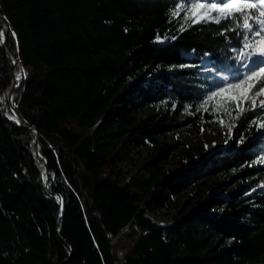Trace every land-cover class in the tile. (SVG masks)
Listing matches in <instances>:
<instances>
[{
    "label": "trees",
    "instance_id": "trees-1",
    "mask_svg": "<svg viewBox=\"0 0 264 264\" xmlns=\"http://www.w3.org/2000/svg\"><path fill=\"white\" fill-rule=\"evenodd\" d=\"M177 3L0 0V32L7 24L0 43V264H264V167L230 174L252 144L192 169H165L170 160L203 157L158 137L172 132L174 116H137L163 101L177 110L190 104L194 114L179 124L198 133L206 115L196 107L221 83L209 69L228 73L235 64L231 48L239 38L228 33L226 40L215 24L179 31L181 21L169 17ZM157 34L169 39L158 42ZM10 54L22 66L14 77L24 70L13 88L17 118L35 126L38 146L33 130L4 107ZM147 142L154 147L141 168L148 177L137 181L120 163L134 165L130 149ZM221 176L233 186L226 189ZM153 187L162 191L151 194ZM181 193L182 200L168 198ZM156 206L175 215L161 223L147 213Z\"/></svg>",
    "mask_w": 264,
    "mask_h": 264
},
{
    "label": "snow or ice",
    "instance_id": "snow-or-ice-1",
    "mask_svg": "<svg viewBox=\"0 0 264 264\" xmlns=\"http://www.w3.org/2000/svg\"><path fill=\"white\" fill-rule=\"evenodd\" d=\"M169 17L170 20L181 21L178 29L181 32L187 30L184 24H188V28L195 25L215 24L220 26L218 35L225 36L226 40L228 33L239 38V46L231 48V59L235 61L234 65H229L232 71L222 73L215 69H209L219 77L221 83L214 90L206 93L196 107V111L199 112L203 108L206 113H214L216 107L208 105V102L214 98L222 97L225 104L233 106L232 110L228 112L229 115L235 113L234 118L244 120L249 114H254V118L248 123L249 128L255 127L257 132H264V0H178L174 9L170 10ZM3 35L4 33L0 32V38ZM12 35L15 37V32H12ZM170 38L176 39L175 36ZM167 39H169L167 35L161 37L157 34L156 36L158 42ZM0 43H3L2 39H0ZM210 55V53H205L202 59ZM15 62L13 61V63ZM193 66L181 65L180 67ZM21 73H24L23 69L16 74L17 81L21 79ZM206 105L208 106L206 107ZM172 107L175 108L176 105L173 104ZM184 107L188 111L192 105L188 104ZM189 114L194 113L189 112ZM8 118L17 124L21 123L15 112ZM213 122H217L221 126L224 125L223 120ZM235 127L237 125L233 124L229 128V140L233 138L232 130ZM244 141L245 137L241 135L239 143L242 144ZM261 162H264V157L254 163ZM44 179L47 181L48 177L45 175ZM57 199L61 202L62 208V198L57 197Z\"/></svg>",
    "mask_w": 264,
    "mask_h": 264
},
{
    "label": "rangeland",
    "instance_id": "rangeland-1",
    "mask_svg": "<svg viewBox=\"0 0 264 264\" xmlns=\"http://www.w3.org/2000/svg\"><path fill=\"white\" fill-rule=\"evenodd\" d=\"M181 16H183V13H181ZM203 62H209L208 57L204 58ZM14 69L15 68H13V70ZM22 76L23 73H21V78ZM7 91L8 87L2 95V100L5 104V110H8L9 107V101L6 94ZM208 105H214L216 107V111L214 113H206L203 108L200 109L201 113H205L206 117L203 120V123H201L198 133L190 125L179 124L184 117L189 116L188 112L185 110H177L176 107L173 108L172 104L167 101L149 105L137 112L138 118H146L149 115H153L155 117H160L163 115L174 116L177 125L172 129V132L165 131L158 137L170 143H177L178 141H181L191 149V152L195 156L199 158L203 157L201 161L189 157H186L185 159H183V162L179 163H177L175 160H170L166 163H162V167L165 169L177 170L192 169L196 166H200V163L204 161V159L206 160V158L223 155L228 151H237L241 146H244L246 144H252L248 151L250 152L249 158L242 163L234 165L230 169V174L232 175L239 173L245 166H249L250 164L264 167V162L254 163L261 157H264V132H257L255 127L249 128L248 126L249 121L254 118V114H249V116L244 120L234 118L235 113H233L232 115L228 114V112L232 110L233 106L225 104L222 97L214 98L213 100L208 102ZM208 105H206V107ZM219 120L224 121L223 126H221L217 122H213ZM233 124L237 125V127L232 130L233 138L229 140V128ZM201 129H203V131H201ZM246 130L248 132V135H245ZM241 135L245 137V141L242 144L239 143ZM225 141H228V143H225ZM206 145L208 146L207 148L205 147ZM153 151L154 147L149 142L142 145L137 144L136 146H132V148L130 149V154H132L134 158V165H132L130 161H123L120 163V166L126 172L128 177L133 178L137 181L143 180L144 178L148 177V174H146L141 169L142 165L151 159L150 155ZM217 180H219V182H225L224 187L226 189L233 186V182L229 179V176H221ZM188 183L191 188L195 186V183L192 179L189 180ZM160 191H162L161 188L153 187L151 189V194ZM163 195L165 194L163 193L162 196ZM186 195V193H181L176 195H169L168 198L170 200H182L186 197ZM186 204V208L192 207V204H190V202H187ZM175 212V209H170L166 206H156L154 207L153 212L147 213L153 219L160 221L161 223H167L175 215Z\"/></svg>",
    "mask_w": 264,
    "mask_h": 264
},
{
    "label": "water",
    "instance_id": "water-1",
    "mask_svg": "<svg viewBox=\"0 0 264 264\" xmlns=\"http://www.w3.org/2000/svg\"><path fill=\"white\" fill-rule=\"evenodd\" d=\"M3 28H4V32H3L4 35H3V37H2V40H3V43L6 44L7 24H6V21H5V20H4ZM10 56H11V58H12L13 61H16L15 63H13V64H14V68H15L16 66H20V67L22 68L20 62H19L18 60H16V59L13 57V55L10 54ZM13 72H14V70L12 71V78H11L10 85L8 86L7 96H8V101H9V105H8V106H9V108H10V110H11L12 112H15V115H16V117H17L16 109H15L14 102H13V97H14L13 88L17 86V83H16V78H15L14 75H13ZM18 119L21 121L20 124H22V125H24V126L30 128V129H32L33 132L36 134V144H37V146H38V145H39V138H38V132H37L35 126L25 124L20 118H18ZM37 155H38V158H39L44 164H46V159L40 154V152H39L38 150H37ZM45 188L47 189L48 192H50L47 183L45 184ZM52 195L54 196V198L56 199V201L60 204V201L57 199V197H60V196H59L58 194H52Z\"/></svg>",
    "mask_w": 264,
    "mask_h": 264
},
{
    "label": "bare ground",
    "instance_id": "bare-ground-1",
    "mask_svg": "<svg viewBox=\"0 0 264 264\" xmlns=\"http://www.w3.org/2000/svg\"><path fill=\"white\" fill-rule=\"evenodd\" d=\"M7 94V93H6ZM7 110V109H6Z\"/></svg>",
    "mask_w": 264,
    "mask_h": 264
}]
</instances>
